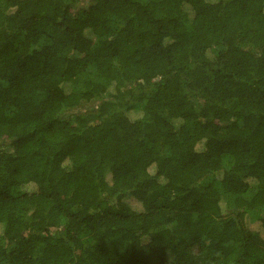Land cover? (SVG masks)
Instances as JSON below:
<instances>
[{
    "label": "trees",
    "instance_id": "1",
    "mask_svg": "<svg viewBox=\"0 0 264 264\" xmlns=\"http://www.w3.org/2000/svg\"><path fill=\"white\" fill-rule=\"evenodd\" d=\"M79 1L0 0V264H264V0Z\"/></svg>",
    "mask_w": 264,
    "mask_h": 264
},
{
    "label": "rangeland",
    "instance_id": "2",
    "mask_svg": "<svg viewBox=\"0 0 264 264\" xmlns=\"http://www.w3.org/2000/svg\"><path fill=\"white\" fill-rule=\"evenodd\" d=\"M93 3H94V0H80L79 1V9H86L90 5H92ZM90 106H91V104L83 103L82 108L84 107L87 110ZM133 115L135 116V114H133ZM35 190H36V186L35 185H29V186H26V187L24 186V188L22 189V191H26V192H32V191H35ZM127 202L133 208L138 209L139 205H138V203L135 200H133V198L129 197L127 199ZM257 219L258 218L254 217V216H253V218H251V221H252L251 226L253 228H256V229L259 228V226H260V223H259V221H257Z\"/></svg>",
    "mask_w": 264,
    "mask_h": 264
}]
</instances>
